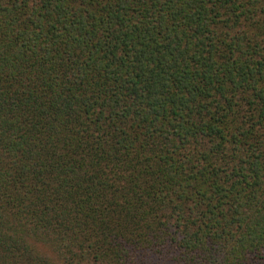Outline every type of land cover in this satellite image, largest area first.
Returning <instances> with one entry per match:
<instances>
[{
	"label": "trees",
	"instance_id": "trees-1",
	"mask_svg": "<svg viewBox=\"0 0 264 264\" xmlns=\"http://www.w3.org/2000/svg\"><path fill=\"white\" fill-rule=\"evenodd\" d=\"M0 264H264V0H0Z\"/></svg>",
	"mask_w": 264,
	"mask_h": 264
}]
</instances>
